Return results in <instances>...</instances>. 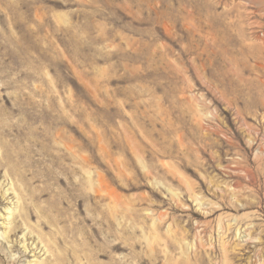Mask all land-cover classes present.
<instances>
[{"label": "rangeland", "instance_id": "rangeland-1", "mask_svg": "<svg viewBox=\"0 0 264 264\" xmlns=\"http://www.w3.org/2000/svg\"><path fill=\"white\" fill-rule=\"evenodd\" d=\"M3 130L0 264H264V0H0Z\"/></svg>", "mask_w": 264, "mask_h": 264}, {"label": "bare ground", "instance_id": "bare-ground-1", "mask_svg": "<svg viewBox=\"0 0 264 264\" xmlns=\"http://www.w3.org/2000/svg\"><path fill=\"white\" fill-rule=\"evenodd\" d=\"M0 132H1L2 135H6L7 134V132H5V130L0 131ZM17 137H18V139H17L18 142H20L21 140H25L28 143L27 145H30V144L32 145V143H31L32 140H30L28 137L22 136V135H19V134H17ZM35 144H33V145H35ZM43 144L44 143L42 142L40 145H43ZM29 150H30L29 146H24V147L21 146L20 147L19 145H16L14 148H12V151L9 152V157L15 158L16 161H12L11 159H7L6 163L10 164V166H11L13 171H16L17 169L21 168L22 166L24 167V170H29V168L32 166V163L27 158ZM53 159L54 160H51L52 166L50 167V169H45L44 171H40V174L42 176H45L46 178H49V179L56 178L57 175H58V172H56V169L58 168V170H59V169H61V166H63L62 161L59 158L54 157ZM27 196L30 199L32 198V195H30L29 193H27ZM60 202H63V201L60 200V199H56V200H51L48 204H49L50 207H54V208L57 209V207L60 205L59 204ZM19 215L23 216L24 218L26 216H28V217L31 216L32 217L31 213H27L24 210H20ZM66 221H64V223ZM16 227L17 226H15V228ZM13 229H11V230H13ZM68 230L73 233L72 229H68ZM8 231H9V229H8ZM53 243L56 244L57 242L54 241ZM55 257L56 256L54 254V259H55ZM74 257H75V254H71L70 255V259L74 260ZM41 264H46V263L42 262Z\"/></svg>", "mask_w": 264, "mask_h": 264}]
</instances>
